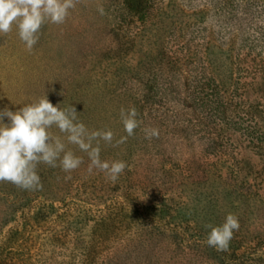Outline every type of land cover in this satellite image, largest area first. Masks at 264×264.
Returning <instances> with one entry per match:
<instances>
[{
  "label": "rangeland",
  "instance_id": "374dc122",
  "mask_svg": "<svg viewBox=\"0 0 264 264\" xmlns=\"http://www.w3.org/2000/svg\"><path fill=\"white\" fill-rule=\"evenodd\" d=\"M194 10L165 0L141 21L121 0H78L63 24L41 28L31 52L15 28L0 35V110L17 111L45 95L60 109L73 106L90 132H113L112 144L99 142L100 159L127 165L115 181L90 172L88 155L53 126L49 131L82 163L70 173L39 164V190L0 181V242L17 231L14 245L29 247L37 264H81L90 243L98 248L94 264H264V160L243 148L205 153V128L188 127L191 110L172 100L186 98L207 73L223 76L227 87L232 81L227 50L215 45L221 24ZM133 107L139 127L114 147L127 136L120 110ZM145 128L158 129L159 137L146 139ZM239 163L241 173L252 166L249 186L235 179L238 193L227 194L229 166ZM51 198L66 203L56 200L48 212ZM107 206L112 229L93 239ZM135 208L145 216H135ZM228 214L239 229L228 250L218 251L207 245L206 225L219 226Z\"/></svg>",
  "mask_w": 264,
  "mask_h": 264
},
{
  "label": "trees",
  "instance_id": "16d2710c",
  "mask_svg": "<svg viewBox=\"0 0 264 264\" xmlns=\"http://www.w3.org/2000/svg\"><path fill=\"white\" fill-rule=\"evenodd\" d=\"M163 1L165 0H121L124 8L141 21ZM182 1L193 6L195 14H203L204 17L210 13L216 18V22L221 24L222 29L217 32L218 35L215 34V45L221 53L227 50L230 64L227 65L226 75L230 67L232 74L229 75L232 81L227 87L223 83V76L207 73L204 79L196 81L192 92L186 98L173 96V102L180 104V108L187 107L191 110L192 118L187 119L188 127L205 128V133L202 132L201 136L206 140L202 148L205 153L231 151V154H234L237 149L243 148L264 160V0ZM210 48L211 46H208L209 50ZM195 68V74L201 72L198 65H195ZM243 75L247 81H243ZM247 76H252L249 81ZM150 88L154 90L153 86ZM238 166H229L227 182L222 178L227 185V194L238 193L233 181L235 179L240 178L241 185L249 186L252 166H249L245 173L240 172L243 163ZM260 174L264 176V163ZM50 200L52 202L45 206L48 212L57 208L56 200L61 201L62 205L66 203L64 199ZM122 207L124 209V206ZM42 209H39L40 213H43ZM132 211L140 219L145 216L138 214L140 212L137 208ZM105 212L95 223L93 239L99 233H109L112 229L110 227L114 211L107 206ZM6 235L0 242V264H37L33 261L29 247L22 243L14 245L17 231L7 232ZM52 240L60 243L61 237L54 235ZM83 248L85 253L81 264H94L98 253L97 245L90 243ZM233 258L237 260L239 256L235 253ZM69 263L70 261L65 264Z\"/></svg>",
  "mask_w": 264,
  "mask_h": 264
},
{
  "label": "clouds",
  "instance_id": "9594fccd",
  "mask_svg": "<svg viewBox=\"0 0 264 264\" xmlns=\"http://www.w3.org/2000/svg\"><path fill=\"white\" fill-rule=\"evenodd\" d=\"M78 0H0V35H6L15 28L19 39L31 52L38 43L41 28L46 23L63 24ZM98 11L103 15V8ZM121 122L127 136L115 141V146L126 142L139 127L136 109L120 110ZM8 123H4V119ZM53 126L65 134L67 144L75 145L85 152L90 160L89 171L94 168L104 172L115 181L127 167L123 161H102L99 142L112 144V131H89L83 123L77 121L75 107L60 109L54 106L47 95L37 101L26 104L17 111L7 107L0 110V181H7L25 190L42 188L37 166L46 164L59 166L70 173L80 167L82 158L66 148L59 136L49 129ZM145 138L159 137L155 128L144 129ZM95 142V146H94ZM70 178V177H68ZM210 229L207 245L218 251H227L234 231L239 229L238 219L228 214L219 226L206 225Z\"/></svg>",
  "mask_w": 264,
  "mask_h": 264
}]
</instances>
